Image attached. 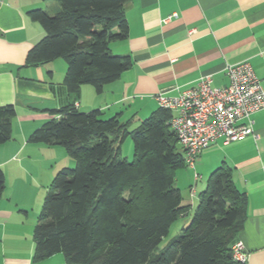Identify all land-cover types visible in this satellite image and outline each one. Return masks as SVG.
Here are the masks:
<instances>
[{
    "label": "trees",
    "instance_id": "16d2710c",
    "mask_svg": "<svg viewBox=\"0 0 264 264\" xmlns=\"http://www.w3.org/2000/svg\"><path fill=\"white\" fill-rule=\"evenodd\" d=\"M129 0H58L53 12L29 11L44 28L30 49L27 65L66 62L65 86L79 92L91 84L97 93L132 65L129 55L112 52V41L129 35ZM53 118L30 141L63 146L77 161L53 178L35 225L34 259L63 252L67 264H246L233 245L247 218V196L226 163L211 172L195 208L183 203L176 171L187 166L170 126L171 109L160 106L130 130V120L82 111L76 101L49 109ZM13 104L0 106V143L12 137ZM133 159L122 157L128 135ZM0 166V196L5 190ZM190 223L159 252L154 251L180 217Z\"/></svg>",
    "mask_w": 264,
    "mask_h": 264
},
{
    "label": "crops",
    "instance_id": "0c3cea01",
    "mask_svg": "<svg viewBox=\"0 0 264 264\" xmlns=\"http://www.w3.org/2000/svg\"><path fill=\"white\" fill-rule=\"evenodd\" d=\"M57 6L58 0H0V106L16 107L12 137L0 143L6 184L0 196V264H67L63 252L34 259L33 233L45 194L57 171L74 164L63 146L30 141L32 132L54 117L49 109L76 101L82 111L100 108L137 128L160 107L159 92L177 95L206 74L214 86L227 85L226 66L243 61L252 65L264 89V0H129V35L110 47L129 55L132 65L101 93L91 84L69 90L64 60L26 64L45 34L29 11ZM252 119L253 133L228 143L220 137L200 153L194 167L200 175L189 195L197 197L200 179L226 162L247 196L239 234L246 264H264V109ZM188 203L195 208L198 200Z\"/></svg>",
    "mask_w": 264,
    "mask_h": 264
},
{
    "label": "built area",
    "instance_id": "2783aa9c",
    "mask_svg": "<svg viewBox=\"0 0 264 264\" xmlns=\"http://www.w3.org/2000/svg\"><path fill=\"white\" fill-rule=\"evenodd\" d=\"M226 72L229 83L224 86H214L212 75L206 74L177 95L165 91L156 95L160 106L174 113L170 126L192 168L200 153L218 138L228 143L253 133L252 115L264 109V89L249 62L228 64ZM233 255L246 263L248 253L242 240L233 245Z\"/></svg>",
    "mask_w": 264,
    "mask_h": 264
},
{
    "label": "rangeland",
    "instance_id": "374dc122",
    "mask_svg": "<svg viewBox=\"0 0 264 264\" xmlns=\"http://www.w3.org/2000/svg\"><path fill=\"white\" fill-rule=\"evenodd\" d=\"M53 10L54 9H48V12H53ZM56 61H63V60L58 59ZM66 69H67V66H66ZM105 117H110V116H105ZM134 128H135L134 124L130 126V130H133ZM133 155H134V143H133V137L130 134V135H128L126 137V139L124 140V142L122 144V157H125V158H127L129 160H132L133 159ZM68 156L70 158L74 159L69 153H68ZM76 165H77V161L74 159V164L73 165H66V167L75 168ZM57 172H59V170ZM196 175H200V172L199 171H195L194 168H192L190 166H184L182 168H179L176 171V185L181 188V191H182V194H183V203L190 202V199H193V202L198 200L200 191L203 188H205L206 185H207V176H205L204 178L200 179V181H199V184H198V187H197V190H196L197 192H199L197 194L198 196L195 197V198H191L190 195H189V194H192L190 185L192 183V187L195 186L194 185V181H195V179H197ZM202 183L204 185H202ZM46 195H47V193L45 194V197H46ZM43 202H44V200H43ZM42 205H43V203H42ZM38 214H40V211H39ZM190 221H191L190 216L189 217H180L179 219H177L172 224V226L170 228L169 235L166 236L162 240V242L160 243L159 247L154 251V253L159 252L169 241H171L173 238H175L177 235H179L181 233L182 229L185 226H187L190 223Z\"/></svg>",
    "mask_w": 264,
    "mask_h": 264
}]
</instances>
